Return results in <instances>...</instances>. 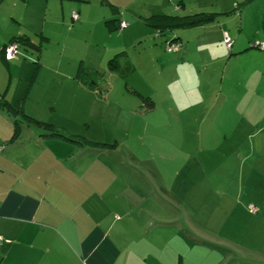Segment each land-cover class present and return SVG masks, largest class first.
I'll return each mask as SVG.
<instances>
[{
  "label": "rangeland",
  "instance_id": "rangeland-1",
  "mask_svg": "<svg viewBox=\"0 0 264 264\" xmlns=\"http://www.w3.org/2000/svg\"><path fill=\"white\" fill-rule=\"evenodd\" d=\"M242 1L146 0L149 15H192L189 20L198 19L201 25L177 27L158 37L149 25L145 37L127 33L123 42L118 39L126 47L121 65L124 75L107 78L113 85L111 91L103 82L101 92L81 97L67 94L53 99L56 108L46 105L43 112L44 117L50 115L66 125L60 132L78 141L53 137L47 146L65 167L77 158L100 190L107 191L114 180L117 185H133L147 205L159 199L157 209L143 206L145 217L153 220L154 214L163 222H175L169 225L175 232L198 239L210 234L212 244L223 254L237 251L240 241L264 250V98L246 97L238 102L236 80L226 81L235 74L234 66L242 56L235 46L226 49L225 32L241 45L248 37L249 46L264 41V0H253L236 11L235 3ZM136 4L144 6L142 1L133 7ZM208 13L225 14L214 20ZM89 42L78 37L71 53L90 58ZM108 42H114L113 36ZM168 43L175 49H168ZM181 48L185 53L181 54ZM96 82L101 86L102 81ZM200 91L206 94L204 104L198 97ZM144 98L153 102L154 111H147ZM249 101L253 113H245L244 121L250 117L257 128H249L236 110H229ZM224 108L227 124L218 131L210 123L216 124ZM177 118L194 130H186L185 145H175ZM205 124H210V142L205 139ZM175 146L192 158L175 159Z\"/></svg>",
  "mask_w": 264,
  "mask_h": 264
},
{
  "label": "crops",
  "instance_id": "crops-1",
  "mask_svg": "<svg viewBox=\"0 0 264 264\" xmlns=\"http://www.w3.org/2000/svg\"><path fill=\"white\" fill-rule=\"evenodd\" d=\"M141 1L144 5L146 0H0V101L12 107H0V144H4L0 150V264H264V250L253 245L236 242L237 251L223 254L212 244L210 234L198 239L175 232V222H163L153 213V220L145 217L143 206L157 209L159 199L147 205L133 185H117L113 180L107 191L95 187L97 180L88 176L77 158L65 167L61 157L47 147L53 137L43 136L24 117L65 130L66 125L43 115L46 105L57 107L53 99L101 92L104 83L111 91L113 85L107 78L124 75L125 54L117 57L115 69L107 67L111 56L126 49L118 39L123 42L129 32L147 36L142 19L149 16V9L133 7ZM73 10L79 16L76 20L70 16ZM113 19L128 24L112 34L107 22ZM14 37L24 42L17 56L7 60L2 48ZM78 37L92 41L90 58L71 53ZM237 41L234 46L242 60H237L235 74L226 81L236 80L238 102L246 97L264 98V51L250 49L249 37L245 44ZM80 61L89 70L104 71L101 86L91 88L75 78ZM205 96L200 91L201 104ZM249 103L229 109L240 114L243 124L245 113H253ZM226 119L224 108L216 124H210L219 131ZM177 121L175 145H185L186 130H194ZM246 121L249 128H257L250 117ZM210 124L204 125L208 142ZM177 158L190 160L192 156L175 146Z\"/></svg>",
  "mask_w": 264,
  "mask_h": 264
},
{
  "label": "trees",
  "instance_id": "trees-1",
  "mask_svg": "<svg viewBox=\"0 0 264 264\" xmlns=\"http://www.w3.org/2000/svg\"><path fill=\"white\" fill-rule=\"evenodd\" d=\"M249 1L250 0H243L242 2H240L241 6H239L240 5L239 3H235L234 9L236 11H241V9L245 5V3L249 2ZM197 14H203V13H197ZM197 14H195V15H197ZM204 14H206V13H204ZM208 14L211 15V17L214 20H216V19H218L219 16H221L225 13H208ZM191 16L192 15L181 18V17L170 15V14H152V15H149L148 17H146L142 20L144 22H146L147 25L153 26V28L155 29L156 37H158V36L163 35L165 31L173 30L174 28H177V27L189 28V27H193V26H200L201 23L198 19H196L195 21L189 20V18ZM115 21L116 20L113 19V20H109L107 22L109 25V29L112 31L123 29V28H119V26H118L119 21H118V23H116ZM226 34L230 38L229 34L228 33H226ZM175 40H177V39L173 38L171 40V42L175 43ZM223 40H224V36H223ZM230 40H231V38H230ZM23 42H24L23 39L20 37L12 38L2 48L3 56L5 54V49L8 46H10L12 44H17L18 46H20ZM234 42H233V40H231V44L228 47L226 46V43L224 42L225 47L228 51L232 50V47L234 46ZM262 42H264V41H262ZM259 43H261V42H259ZM249 48L250 49L264 50V48H260L259 45L255 44V43L251 44ZM122 54H125V51L117 53L113 58L109 59L107 62V67L109 69H115L117 67V62H118L117 57L119 55H122ZM75 78L79 82L84 83L85 85H87L91 88H95V86L96 87L98 86V83L96 81H98V80L103 81L104 71L103 70H89L80 61L78 64L76 73H75ZM90 81H91V83H90ZM143 101L149 105V108L153 107V102L151 100H149V98H144ZM0 107L12 108L6 100L0 101ZM24 117H25L27 123L33 124L34 126L39 128L42 131L43 136L59 138V139L66 140V141L78 142L77 140L73 139L72 137L64 135L62 132H60V130H59L60 128L57 127L55 124H52V123L47 122V121H41V120L35 119L31 116H27V115H25Z\"/></svg>",
  "mask_w": 264,
  "mask_h": 264
},
{
  "label": "built area",
  "instance_id": "built-area-1",
  "mask_svg": "<svg viewBox=\"0 0 264 264\" xmlns=\"http://www.w3.org/2000/svg\"><path fill=\"white\" fill-rule=\"evenodd\" d=\"M71 19L72 20H76L79 16H78V13L76 11H72L71 12ZM127 21L125 20H120L119 23H118V26L119 28H124L126 25H127ZM224 42L226 43V46H230L231 44V40L230 38L227 36V34L225 33L224 35ZM255 44H258L260 48H264V42H261V43H255ZM167 47L168 49H175V46H171L169 43L167 44ZM17 49H18V45L17 44H12L10 46H8L6 49H5V54H4V57L5 59L7 60H10V59H13L15 56H16V52H17ZM4 144H0V150L3 148ZM249 209L252 211V212H255L256 211V208L254 206H252L251 204L248 205ZM2 240V237L0 236V241Z\"/></svg>",
  "mask_w": 264,
  "mask_h": 264
}]
</instances>
